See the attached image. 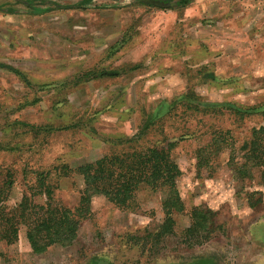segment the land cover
I'll return each instance as SVG.
<instances>
[{
	"label": "rangeland",
	"instance_id": "374dc122",
	"mask_svg": "<svg viewBox=\"0 0 264 264\" xmlns=\"http://www.w3.org/2000/svg\"><path fill=\"white\" fill-rule=\"evenodd\" d=\"M27 1L0 0V171L14 172L11 205L27 193L24 172L31 180L34 171L75 169L133 146L118 140L138 137L164 100L192 91L204 102L264 108V0ZM103 71L120 74L92 78ZM184 104L135 143L178 141L183 128L192 134L172 152L185 204L173 235L155 240L164 194L143 186L124 209L95 196L70 246L36 255L21 228L14 244L0 240V264H91L95 256L115 264L264 263V169L243 177L229 165L264 114L190 116ZM67 125L73 129L57 130ZM214 130L230 131L233 147L199 167L198 151ZM84 187L72 173L60 180L56 202L76 208ZM197 207L216 212L226 233L189 247L183 231Z\"/></svg>",
	"mask_w": 264,
	"mask_h": 264
},
{
	"label": "trees",
	"instance_id": "16d2710c",
	"mask_svg": "<svg viewBox=\"0 0 264 264\" xmlns=\"http://www.w3.org/2000/svg\"><path fill=\"white\" fill-rule=\"evenodd\" d=\"M190 2L191 0H180L177 6H187ZM33 12L41 11L33 10ZM119 74L118 71H103L97 76L94 73L92 78L118 77ZM208 77L212 79L213 76ZM190 96H193L191 100L193 103L184 104L191 99ZM176 103L184 104V114L189 112L190 116L191 114L192 116L211 115L213 117L228 115L243 120L255 113L264 114L263 106H242L234 102H204L199 95L189 91L170 103L166 100L162 101L158 112L148 116V122L138 137L118 140V143L124 142L125 145L133 143V146H128L125 149L120 145L122 148L119 152L108 154L95 162L75 169L68 164H62L48 170L34 171V178L31 180H28L30 174L27 175L24 172L27 193L17 204L9 203L10 191L14 183V172L8 171L2 175L0 171V177L2 175L0 240L5 241L8 245L14 244L19 239L21 228L24 227L27 240L36 255L46 253L57 244L70 246L78 236L82 220L91 214L92 199L95 196H104L109 203L119 209H124L130 206L136 193L143 186L154 192L160 190L164 194L162 207L165 210L166 218L159 232L154 235L155 240L159 242L166 236L173 235L177 231V223L173 216L175 213L184 212L185 204L177 189V179L182 175V171L179 164L173 159L172 152L180 141L189 138L188 136L192 134L188 129L183 128L178 141H170L169 138H166L156 145L143 146V148L135 143L141 139L142 134H145V130L160 125V121H157L160 116L177 111L178 109L174 107ZM22 126L31 128L33 131L42 129L30 124ZM61 129L73 128L67 125L57 130ZM212 134L207 145L198 151L199 167H212L219 152L233 147L231 143L234 138L230 135V131L214 130ZM236 151V149H232L229 165L238 167L237 171L243 177H251L256 168L264 169V126L253 128L250 138L239 150L240 160H237ZM72 173L81 175L85 182L79 205L73 209L58 204L55 199V191L60 180L71 177ZM255 205L254 203L253 206ZM218 233L225 234L226 230L217 220L216 212L197 207L191 212L190 226L183 231V237H186V245L194 247L209 242ZM93 259L91 264H115L100 256H95ZM210 263L208 260H203L195 264Z\"/></svg>",
	"mask_w": 264,
	"mask_h": 264
},
{
	"label": "crops",
	"instance_id": "0c3cea01",
	"mask_svg": "<svg viewBox=\"0 0 264 264\" xmlns=\"http://www.w3.org/2000/svg\"><path fill=\"white\" fill-rule=\"evenodd\" d=\"M10 1H12V0H10ZM18 1H20V0H18ZM34 1V0H33ZM92 1H94V0H91V1H89V2H92ZM27 2H30L31 3V0H28ZM26 2V4H30V3H27ZM32 4V3H31ZM35 10H37V11H41V12H45V10H41V9H35ZM254 264H256V263H254ZM257 264H264V263H262V262H257Z\"/></svg>",
	"mask_w": 264,
	"mask_h": 264
},
{
	"label": "water",
	"instance_id": "95a60500",
	"mask_svg": "<svg viewBox=\"0 0 264 264\" xmlns=\"http://www.w3.org/2000/svg\"><path fill=\"white\" fill-rule=\"evenodd\" d=\"M150 3H153V2H150ZM153 4H156V3H153Z\"/></svg>",
	"mask_w": 264,
	"mask_h": 264
}]
</instances>
